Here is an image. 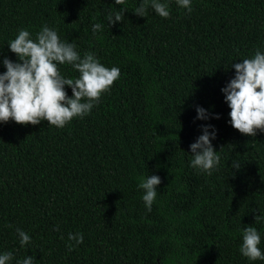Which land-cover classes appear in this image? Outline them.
<instances>
[{
  "label": "trees",
  "instance_id": "1",
  "mask_svg": "<svg viewBox=\"0 0 264 264\" xmlns=\"http://www.w3.org/2000/svg\"><path fill=\"white\" fill-rule=\"evenodd\" d=\"M142 2L0 0V75L5 57L18 62L8 43L19 30L35 40L44 26L81 58L93 53L120 71L91 111L63 128L0 122V255L11 252L9 264L27 256L36 264H264L240 253L243 228L253 226L264 255V131L235 130L221 91L233 64L264 53V0H191V13L160 0L168 18L150 6L138 17ZM121 8L124 20L109 26L105 17ZM96 23L103 28L93 34ZM57 67L66 79L80 76L68 63ZM197 107L209 118L196 119ZM206 125L220 156L211 175L192 166L190 151ZM153 175L161 183L149 212L138 185ZM17 229L30 243L21 245Z\"/></svg>",
  "mask_w": 264,
  "mask_h": 264
},
{
  "label": "clouds",
  "instance_id": "2",
  "mask_svg": "<svg viewBox=\"0 0 264 264\" xmlns=\"http://www.w3.org/2000/svg\"><path fill=\"white\" fill-rule=\"evenodd\" d=\"M125 0H115L116 5H123ZM180 7L189 13L192 11L191 0H177ZM162 18L170 16L169 6L160 0H143L135 9L138 17L146 15L148 7ZM126 9L105 17L109 26L124 20ZM103 28L102 23L92 26L95 34ZM18 62L3 59L6 72L0 75V122L14 121L18 125H38L47 121L48 125L63 128L73 118L87 115L101 95L108 92L119 78L118 68H107L100 64L93 53H86L83 58L75 50L73 43L62 42L55 29L44 26L35 40L27 30L21 29L16 38L8 43ZM233 64L235 77L221 89L225 102L230 108L231 126L239 133L252 137L256 131H264V53L256 51L251 59ZM68 63L79 72V78L66 79L61 76L57 65ZM65 86L71 88L72 96L67 97ZM198 120L209 118L203 108H196ZM218 119V116L212 117ZM211 125L202 126V135L190 145L192 166L212 174L220 162L210 141L216 133ZM231 167L240 168L238 161H232ZM161 183L158 176L142 179L138 188L144 190L142 197L147 211L157 196V186ZM261 219L256 216L255 220ZM58 230V229H55ZM21 245L30 243V237L17 229ZM70 241L83 243V234H69ZM261 237L253 226L243 228L240 253L251 261L264 259L260 248ZM75 245H69L71 251ZM13 259L11 252L0 255V264H9ZM22 264H36L34 257L27 256Z\"/></svg>",
  "mask_w": 264,
  "mask_h": 264
}]
</instances>
